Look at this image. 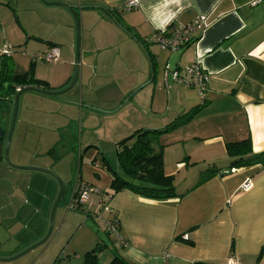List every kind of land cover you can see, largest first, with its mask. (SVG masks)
Returning <instances> with one entry per match:
<instances>
[{
	"label": "crops",
	"instance_id": "obj_1",
	"mask_svg": "<svg viewBox=\"0 0 264 264\" xmlns=\"http://www.w3.org/2000/svg\"><path fill=\"white\" fill-rule=\"evenodd\" d=\"M46 1L79 6L75 11L81 28L79 77L58 98L37 92L20 96L12 163L46 168L65 180L63 159L69 154L64 155L63 144L73 150L75 127L79 153L82 144H87L84 150L93 147L88 144L94 142L98 125L109 126L117 140L137 129H161L201 105L189 121L158 139L164 173L174 177L177 195L155 200L122 189L111 196L103 225L109 232L105 222L116 219L118 238L113 248L105 244L98 264H109L116 255L130 264H223L231 253L238 264H264V167L231 168L194 185L206 168L229 164L227 143L249 139L254 152L264 151V0H139L131 10L123 9L124 0ZM8 2L12 7L15 2L43 7L41 0ZM54 13L60 21L54 18L53 22L62 32L54 30L42 37L23 35L15 20L19 26L12 45L37 52L28 56L26 64L16 60L19 56L11 45L10 49L3 44L0 54L6 46L17 69L14 73H24L31 66L33 76L48 89L61 90L74 77L76 31L67 9ZM198 18L205 27L184 48L161 49L147 40L156 30L184 26ZM31 38L39 42L30 46ZM54 45L59 47L57 62L34 60ZM195 61L209 74L204 98L197 89L179 82L169 80L166 87V63L181 70ZM11 107L7 106L1 120L5 130ZM12 180V234L26 233L15 243L17 249L2 257L13 256L45 235L58 191L57 181L38 171L12 168ZM247 180L252 187L243 192L240 187ZM59 204L52 233L57 230L40 246L33 264H77L82 255L71 249L74 257L63 258L66 249L58 250L65 218ZM71 204L65 202L62 208L77 209ZM93 214L89 217L95 218ZM95 240L96 236L86 234L80 244L91 246ZM106 250L110 255L104 256Z\"/></svg>",
	"mask_w": 264,
	"mask_h": 264
},
{
	"label": "rangeland",
	"instance_id": "obj_2",
	"mask_svg": "<svg viewBox=\"0 0 264 264\" xmlns=\"http://www.w3.org/2000/svg\"><path fill=\"white\" fill-rule=\"evenodd\" d=\"M8 0H0V48L3 44L8 45L14 55H18L19 57L16 60L20 64H26L28 56H31L34 53L32 48L30 50L22 49L20 46H16L17 44L12 45V41L14 40L13 37L15 36L17 31L15 30L16 26L21 25L23 35L25 33H32L33 35H37L42 37V35H47L52 31H56L57 33L62 32V27H58L55 22H53L54 18L59 19L54 10L58 8H63L58 5H45L42 1L41 3L43 7L40 5H27L24 2L21 3H13L7 4ZM46 1V0H45ZM47 2V1H46ZM71 5V4H70ZM38 6V7H37ZM74 10L77 11L79 6L78 4H73ZM14 11H13V10ZM69 12V11H68ZM77 13V12H76ZM71 14V13H70ZM16 17V19H15ZM26 19V20H25ZM17 20L19 25L16 23ZM73 23L74 19L72 17ZM26 21V22H25ZM16 24V25H15ZM27 25V26H26ZM26 28L28 30H26ZM74 30L76 31L75 23H74ZM81 29V28H80ZM82 33V30H81ZM15 41V40H14ZM35 42H39L38 40L31 38L30 39V46H35ZM11 45V46H10ZM42 54V53H41ZM13 55V56H14ZM40 55V54H39ZM22 58V59H21ZM41 62V61H38ZM8 63L10 69L14 72L17 69H13L12 66V58H8ZM12 104H10L11 106ZM12 108V107H11ZM6 110H4L5 112ZM3 112V113H4ZM2 113V114H3ZM1 118V117H0ZM101 122V121H100ZM99 122V123H100ZM17 123V121H16ZM98 123V124H99ZM101 124V123H100ZM16 127V125H15ZM15 131V128H14ZM118 131V130H115ZM76 127H75V140L71 144L73 146V150H71L68 145L63 144L65 146L64 155H66L63 159V172L65 175V183H63L65 193L63 194V198L60 200L59 210H63L64 223L63 229L61 234L58 237L61 239L59 242V252L61 249H66L63 258H67L66 255L69 254L71 258L74 257L72 250L78 249V251L82 253L92 249L97 243H104L108 245V248H113L115 244V236L104 230L103 220L107 217L106 212L101 210L100 204L98 203V198L102 195H107L110 192V181H111V172L107 171L103 167H100L101 155L106 157L108 162L111 164L112 168L115 169L116 167V144L123 139L124 137L117 138L114 140L113 134L110 132L109 126L107 125H98L97 131L95 136L93 137L94 142H89L88 145H93V147H89L86 150L84 148L87 144H82L81 152L78 153V138L76 136ZM117 133V132H116ZM13 139V136H12ZM120 139V140H119ZM88 143V142H87ZM11 145L12 140L9 148V160L12 163L11 159ZM61 150V149H60ZM74 151V153L72 152ZM99 152V153H98ZM71 153V154H70ZM4 148L0 149V221L2 226L0 227V254H12V249H14L15 243L19 240L20 237L24 236L26 233L25 230L19 237L17 235L12 234V187L15 183L12 180V167L6 164L3 160ZM81 156V158H79ZM70 164V166H69ZM98 164L99 167L95 165ZM52 171V170H51ZM53 172V171H52ZM54 173V172H53ZM60 178V177H59ZM77 182V184H87L93 188L98 189L99 193L90 192L88 196V200L85 203V206H80L79 209H71L66 210L62 208L66 204L69 203L72 196L73 186ZM19 187V186H18ZM20 202H17L19 205ZM89 212H91L89 214ZM94 213V214H93ZM99 214V218L95 219L89 217V215ZM95 219V220H94ZM10 223V224H9ZM6 226V227H5ZM10 226V227H8ZM5 227V228H4ZM60 227V226H59ZM9 228V230H7ZM57 227L51 233L49 240L52 239L54 233L56 232ZM90 237V235L96 236L95 242L90 244L91 246L82 247L80 244L83 240L85 235ZM49 241H46L47 244ZM68 243V245H67ZM44 244V243H43ZM42 245L37 246L36 248L26 252L25 254L21 255L20 257L9 261V264H33L34 259L37 256V252L41 250L40 247ZM20 249V246H18ZM17 249V248H15ZM14 249V250H15ZM24 248L18 250L15 254L22 251ZM72 249V250H71ZM111 251L106 250L104 256L110 255ZM13 254V255H15ZM82 255L80 259L77 260V264H81L82 262ZM80 260V261H79ZM0 264H5V262H0Z\"/></svg>",
	"mask_w": 264,
	"mask_h": 264
},
{
	"label": "trees",
	"instance_id": "obj_3",
	"mask_svg": "<svg viewBox=\"0 0 264 264\" xmlns=\"http://www.w3.org/2000/svg\"><path fill=\"white\" fill-rule=\"evenodd\" d=\"M7 4L9 5L8 1ZM173 27L176 26H170L167 30ZM8 58H10L8 54H0V113H3L7 106L12 104L17 88L34 85L48 89L45 86V82L33 76L31 66L24 73H14L10 69ZM200 107L201 105L192 107L183 114L178 115L161 129H137L129 136L121 139L116 144L117 169L111 168L106 159L101 157L99 166L111 172L112 176L108 195L111 197L122 189H127L139 196L155 200H164L177 195L174 177L164 173L163 149L158 144V139L164 133L170 132L189 121ZM225 150L226 155L230 159L229 164L225 168H217L215 166L206 168L199 175L194 184L195 186L216 174L224 175L231 168L253 165L264 167V151L254 152L249 139L227 143ZM53 151L54 149H51L50 153ZM111 221L117 225L116 219ZM104 246L105 244L97 243L92 249L83 253L81 264H98V257ZM109 264L130 263L123 257L116 255ZM193 264L210 263L196 261Z\"/></svg>",
	"mask_w": 264,
	"mask_h": 264
},
{
	"label": "built area",
	"instance_id": "obj_4",
	"mask_svg": "<svg viewBox=\"0 0 264 264\" xmlns=\"http://www.w3.org/2000/svg\"><path fill=\"white\" fill-rule=\"evenodd\" d=\"M139 5V0H124L123 9L131 10ZM205 27L204 20L198 18L191 23L184 26H176L170 30L167 28H161L156 30L147 40L158 45L161 49H168L171 51L179 50L190 44L194 40V33ZM2 53L9 54V50L6 46H3ZM34 60H40L44 62H57L59 60V47L52 46L48 51L37 55ZM169 80L173 82H179L187 87H193L198 90L200 97L204 98V90L209 80V74L202 68L199 61H195L189 65H186L181 70L177 67L171 66L166 63L164 66V84L168 86ZM19 89V88H17ZM98 167V164L95 165ZM233 170V169H231ZM252 183L247 180L241 184V191L246 192L250 190ZM99 193L96 188L88 186L87 184H77L75 182L72 190L71 202L73 207L79 209L80 206H85L88 200L89 193ZM110 196L102 195L99 198L101 210L104 212L110 211L109 207ZM95 218H99V214L94 215ZM110 233L118 238L117 225L115 222H105ZM165 252L163 257H167ZM223 264H238L237 258L233 253L224 260Z\"/></svg>",
	"mask_w": 264,
	"mask_h": 264
},
{
	"label": "water",
	"instance_id": "obj_5",
	"mask_svg": "<svg viewBox=\"0 0 264 264\" xmlns=\"http://www.w3.org/2000/svg\"><path fill=\"white\" fill-rule=\"evenodd\" d=\"M44 4H49V5H58L61 7H64L65 9H67L71 15L74 18L75 21V27H76V56H75V72H74V77L72 79V81L70 82V84L68 86H66L65 88L61 89V90H50V89H45L43 87H39V86H24L21 87L19 89L16 90L13 99H12V108H11V114H10V118L8 121V126L6 128V130L2 127L1 125V120L7 115L6 112H4L1 116L0 119V149L3 147L4 148V154H3V160L6 164H8L10 167L15 168V169H19V170H32V171H38V172H42L45 174H48L50 176H52L58 183V191L57 194L54 198L52 207H51V211H50V215H49V222H48V228L47 231L45 233V235L36 243L32 244L31 246H29L28 248L18 252L17 254L10 256V257H2L0 256V262H9L12 261L18 257H20L21 255H23L24 253L28 252L29 250L42 245L43 243H45L49 238L50 235L52 233V228H53V222H54V213L56 210L57 205L59 204V201L61 200L63 194H64V186L63 183L61 181V179L59 178V176L55 173H53L51 170L46 169V168H41V167H36V166H22V165H16L10 162L9 160V148H10V144H11V140H12V136L14 134V128L16 125V121H17V116H18V111H19V104H20V96L25 93V92H37L43 95H47L50 97H60L61 95L67 93L68 91H70L75 84L78 81V77H79V39H80V28H79V21H78V16L73 8V6H71L70 4L64 3V2H46L45 0H41Z\"/></svg>",
	"mask_w": 264,
	"mask_h": 264
},
{
	"label": "flooded vegetation",
	"instance_id": "obj_6",
	"mask_svg": "<svg viewBox=\"0 0 264 264\" xmlns=\"http://www.w3.org/2000/svg\"><path fill=\"white\" fill-rule=\"evenodd\" d=\"M2 116V113H0V117ZM1 119V118H0Z\"/></svg>",
	"mask_w": 264,
	"mask_h": 264
}]
</instances>
